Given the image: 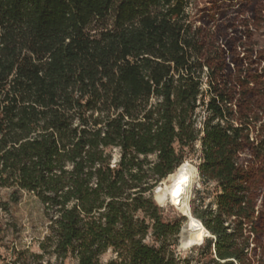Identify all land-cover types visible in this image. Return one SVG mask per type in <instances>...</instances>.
I'll use <instances>...</instances> for the list:
<instances>
[{"label":"trees","instance_id":"trees-1","mask_svg":"<svg viewBox=\"0 0 264 264\" xmlns=\"http://www.w3.org/2000/svg\"><path fill=\"white\" fill-rule=\"evenodd\" d=\"M195 2L0 0V189L48 219L0 264H264V1L231 63ZM192 157L213 199L166 219Z\"/></svg>","mask_w":264,"mask_h":264},{"label":"rangeland","instance_id":"rangeland-1","mask_svg":"<svg viewBox=\"0 0 264 264\" xmlns=\"http://www.w3.org/2000/svg\"><path fill=\"white\" fill-rule=\"evenodd\" d=\"M264 0H196L193 4L192 12L196 15V24L206 29H210L217 34V41L224 45L226 56L230 58V63L234 61V53L237 45L246 39V21L253 22L255 11ZM222 39V40H221ZM256 57H253L255 59ZM232 67V66H230ZM118 158V152H114V159ZM195 167L198 163L196 157L188 159ZM177 175V174H176ZM175 175V176H176ZM175 176L164 180L161 186L166 192L165 201L160 204L163 206L166 219L172 220L183 215L175 208L171 201L183 203L179 195H171V186ZM199 194H195L196 191ZM213 184L208 183L203 186L200 180H194L190 174L188 201H195L199 209H205L213 199ZM10 189H0V239L6 246L16 245L18 247H29L31 251H38V242L43 238L47 231L48 219L45 217L41 204L33 197L23 193L18 202L10 201ZM191 205V202H190ZM213 206V205H210ZM193 220L197 225H191ZM192 230L199 228L197 219L192 218L189 223ZM183 246L184 249L177 250V254L182 257L196 255L198 249ZM187 248V249H186ZM2 251H4L2 249ZM111 253H106L102 261L111 258ZM71 260L68 264H73Z\"/></svg>","mask_w":264,"mask_h":264},{"label":"clouds","instance_id":"clouds-1","mask_svg":"<svg viewBox=\"0 0 264 264\" xmlns=\"http://www.w3.org/2000/svg\"><path fill=\"white\" fill-rule=\"evenodd\" d=\"M186 163H187V166L182 168L180 175L175 180V183L172 187L171 195L173 197H176L181 194L183 187L187 186L190 181L191 172L196 170L194 165H192L191 162H186ZM185 205L187 206V198H185ZM200 242H202V240ZM188 243L190 244L191 242H188ZM184 246L186 247L188 245L185 244Z\"/></svg>","mask_w":264,"mask_h":264},{"label":"bare ground","instance_id":"bare-ground-1","mask_svg":"<svg viewBox=\"0 0 264 264\" xmlns=\"http://www.w3.org/2000/svg\"><path fill=\"white\" fill-rule=\"evenodd\" d=\"M182 169L177 173V175L174 177L173 179V182H172V186H171V189L175 183V180L178 178V176L180 175ZM158 190L156 192V201L160 204H162L165 199H166V192H165V189L163 186L161 185H158L157 186ZM188 196H189V183L187 186L183 187V190L181 192V194L179 195V198L182 200L183 204L185 205V198H187V204H188ZM187 208L189 209L190 208V203L188 204ZM191 217V215L189 216V218ZM188 221V220H187ZM187 224V223H186ZM196 224L197 225V221L193 220V222L191 223V225H194ZM204 232H207V231H204ZM199 233V232H198ZM197 233H195L196 235ZM194 235V237H195ZM193 237V238H194ZM192 238V240H193ZM192 242V241H191Z\"/></svg>","mask_w":264,"mask_h":264},{"label":"water","instance_id":"water-1","mask_svg":"<svg viewBox=\"0 0 264 264\" xmlns=\"http://www.w3.org/2000/svg\"><path fill=\"white\" fill-rule=\"evenodd\" d=\"M198 177H199V174H198ZM158 188H156L154 190V199L156 200V192H157ZM160 204V203H158ZM189 215H191V212H189ZM187 223V221H186ZM186 223L182 226L181 228V231H180V234H179V241H178V247H177V250H181V249H184V245L188 242L189 240V236H188V232L185 231V226H186ZM189 248H192V247H188ZM187 249V248H186Z\"/></svg>","mask_w":264,"mask_h":264}]
</instances>
